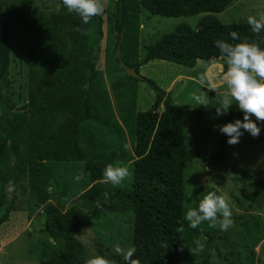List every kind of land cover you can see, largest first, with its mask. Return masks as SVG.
<instances>
[{"label":"trees","instance_id":"trees-1","mask_svg":"<svg viewBox=\"0 0 264 264\" xmlns=\"http://www.w3.org/2000/svg\"><path fill=\"white\" fill-rule=\"evenodd\" d=\"M54 1L59 11L51 14L48 20L31 25L28 31L27 102L19 109L0 111V155L9 147L14 158V168L3 177L1 189L6 193L9 181L15 179L20 171L26 172L29 201L41 208L45 230L54 242L48 257L41 264H86L90 258L86 257L84 247L76 236L92 220L99 219L103 210L133 214L132 247L137 249L133 258L139 259L141 264H192L195 260L200 264H210L207 255L209 246L222 238L209 231L204 224L192 229L184 219L186 211L198 207L209 192L221 195L215 188H203L200 182H194L195 186L188 197L191 184L185 180L188 157L186 127L201 111L173 104L171 95L156 83L147 78L139 80L127 76L121 65L126 79L134 83L145 82L155 93L152 105L145 111L137 109L134 93L123 99L122 94L115 95L114 113L125 128L131 154L135 157L127 165L131 176L120 186L101 182L108 164L122 165L116 162L114 151L104 161H94L83 152L78 137L84 119L79 115L73 122L68 146L71 155L82 163V173L91 184L78 199L91 202L93 208L90 213H85L75 207L64 209L63 203L54 201L50 190L53 176L61 164L41 161L39 151L51 113L80 112L91 115L113 111L107 92L96 85L98 71L93 61L103 38L102 16H95L87 25L81 26L78 14L69 13L62 0ZM233 1L115 0L112 14L116 33L115 50L117 52L120 35L123 34L121 60L138 74L141 66L153 60L189 69L197 61L224 60L214 41L223 40L231 44L243 40L258 41L248 23L223 24L215 16ZM141 10L166 18L202 16L194 28L180 24L160 36L154 44L145 48V56L139 61ZM78 28L81 30L78 31ZM11 30L0 19V82L5 79L10 63ZM232 31L239 34L240 40H232ZM260 37L264 38V32ZM260 46L264 48V43ZM117 61L119 63L118 58ZM226 67L224 64L221 75ZM112 89L115 93L116 87ZM37 113L40 118L38 124L29 129L30 150L24 167L23 154L16 143V131ZM213 119L218 125H223L236 119L243 120V113L239 109L229 110L227 115L220 117L214 113ZM227 139L226 135L221 134L218 156L222 155ZM241 178L246 180L248 176L242 175ZM251 186L258 191L247 205L249 212L264 202V182L253 181ZM98 200L100 206H97ZM192 200L195 206L191 205ZM13 204L14 200L8 194L0 201V226L9 220ZM254 223L258 225L256 221ZM181 224L185 229L183 233L177 232ZM220 231L224 237L226 231ZM196 241L204 245L203 251L195 250ZM181 244L183 251H179ZM97 255L115 261V264H126L122 254L104 255L99 248Z\"/></svg>","mask_w":264,"mask_h":264},{"label":"rangeland","instance_id":"rangeland-1","mask_svg":"<svg viewBox=\"0 0 264 264\" xmlns=\"http://www.w3.org/2000/svg\"><path fill=\"white\" fill-rule=\"evenodd\" d=\"M102 2L105 5L101 15L103 38L93 61L98 71L96 85L107 92L113 111L91 115L80 112H52L39 149L41 161H57L61 164L53 176L50 190L55 197L54 201L63 203L64 209L75 207L85 213H90L93 205L91 202L79 200L78 197L91 184L85 175L79 182L74 179L82 173V163L71 155L68 146L75 118L80 115L86 121L80 128V138L78 137L83 152L94 161H104L114 151L116 162L127 167L135 157L130 146L128 149L124 147L125 144L129 145V141L125 128L114 113L115 95L122 94L123 99L134 93L136 106L140 111L147 110L155 99L154 91L145 82L134 83L124 77L125 73L117 61L116 33L112 25L115 0ZM58 11L54 0H0V19L12 29L8 72L0 82V111H13L27 102L29 28L48 20L51 14ZM262 12L264 0H234L222 13L215 16L223 24L240 21L248 23L249 16L259 19ZM201 16L166 18L141 10L139 61L145 56V48L154 44L160 36L171 32L180 24H188L194 28ZM224 64L225 60L222 59L197 61L189 69L174 63L153 60L141 66L139 74L169 93L173 104L201 111L186 127L188 157L185 180L191 184L188 197L191 196L194 182H200L203 188H215L221 195L227 196L234 220V225L226 230L224 237L219 227H209L208 222L203 223L209 231L222 238L216 239L209 246V263L264 264V202L254 211H247L252 195L258 191L251 186V182H264V123L257 122L261 127L259 137L254 138L245 132L238 144L229 145L226 142L222 155L218 156L222 133L214 128L218 124L213 119V114L227 91L221 75ZM201 76L205 77L204 83L200 81ZM114 86L115 93L112 89ZM213 87L216 91L210 90ZM196 95L206 105H198L194 99ZM237 109L234 102L230 110ZM39 118V113L35 114L16 131V143L23 154L24 167L30 150L29 129L38 124ZM252 119L255 120V117ZM13 168L14 158L8 147L0 155V201L8 194L13 198L14 204L9 220L0 226V264H41L48 257L54 242L45 230L41 208L29 201L24 170L11 180L16 187L14 193L2 191L3 177ZM242 175H247L248 179L243 180ZM191 205L195 206V201L192 200ZM133 223L132 213H110L103 210L101 217L84 226L76 237L83 245L87 258L95 257L99 248L104 255L121 254L117 253V248L123 252L132 247ZM192 264L200 263L195 260Z\"/></svg>","mask_w":264,"mask_h":264},{"label":"clouds","instance_id":"clouds-1","mask_svg":"<svg viewBox=\"0 0 264 264\" xmlns=\"http://www.w3.org/2000/svg\"><path fill=\"white\" fill-rule=\"evenodd\" d=\"M62 4L69 13L75 12L79 15L81 26L87 25L93 17L102 15L105 10L102 0H62ZM248 24L258 41L243 40L235 44L223 40L214 41L227 66L222 75L227 91L220 106L216 108V114L218 117L227 115L234 102L243 113V120L236 119L223 125H214V128L228 137L229 145L238 144L245 132L254 138L259 137L261 127L257 122L264 123V48L260 46L261 43H264V38L260 37V34L264 32V12L259 14V19L249 16ZM230 37L232 40H240L239 34L235 31L230 33ZM204 80L205 77L201 76V83H204ZM210 90L216 91L214 87ZM194 99L198 105H206L199 95L194 96ZM252 117H255V120ZM124 147L128 149L129 145L125 144ZM130 176L131 173L127 167L108 164L104 169L101 182L120 186ZM84 178V174L80 173L74 179L79 182ZM7 191L9 194L16 191L12 181H9ZM104 195L105 202H107L108 193L106 192ZM96 203L97 206H100L99 200ZM232 216L227 196L209 192L200 201L198 207L189 208L186 211L184 219L188 221V226L192 229L208 222L209 227H219L220 230L226 231L234 225ZM184 231L181 224L177 228V232L183 233ZM195 243L197 244L195 250L203 251L204 245L199 241ZM183 248L184 246L181 244L179 251H183ZM116 251L123 255L126 264H141L139 259L133 258L137 251L134 246L123 252L119 248ZM86 264H115V261L97 255L88 259Z\"/></svg>","mask_w":264,"mask_h":264},{"label":"water","instance_id":"water-1","mask_svg":"<svg viewBox=\"0 0 264 264\" xmlns=\"http://www.w3.org/2000/svg\"><path fill=\"white\" fill-rule=\"evenodd\" d=\"M123 39V34L120 35V40L118 42L117 45V53H118V59H119V63L122 66L123 70L125 71L126 75L132 78H136V79H143V77H141L138 73H136L134 68L128 67L122 60H121V53H120V44L122 42Z\"/></svg>","mask_w":264,"mask_h":264},{"label":"crops","instance_id":"crops-1","mask_svg":"<svg viewBox=\"0 0 264 264\" xmlns=\"http://www.w3.org/2000/svg\"><path fill=\"white\" fill-rule=\"evenodd\" d=\"M85 122H86V121H85ZM85 122H84V123H85ZM83 125H84V124H83ZM83 125H82V126H83ZM82 126H81V127H82ZM79 137H80V135H79Z\"/></svg>","mask_w":264,"mask_h":264}]
</instances>
